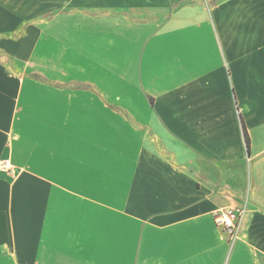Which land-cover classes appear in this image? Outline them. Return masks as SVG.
<instances>
[{"label":"crops","instance_id":"1","mask_svg":"<svg viewBox=\"0 0 264 264\" xmlns=\"http://www.w3.org/2000/svg\"><path fill=\"white\" fill-rule=\"evenodd\" d=\"M0 158V264H264V0H0Z\"/></svg>","mask_w":264,"mask_h":264},{"label":"built area","instance_id":"2","mask_svg":"<svg viewBox=\"0 0 264 264\" xmlns=\"http://www.w3.org/2000/svg\"><path fill=\"white\" fill-rule=\"evenodd\" d=\"M12 163L9 158H0V170L11 171ZM244 208L221 207L213 211V222L215 226L225 231L229 240H234L237 236Z\"/></svg>","mask_w":264,"mask_h":264},{"label":"trees","instance_id":"3","mask_svg":"<svg viewBox=\"0 0 264 264\" xmlns=\"http://www.w3.org/2000/svg\"><path fill=\"white\" fill-rule=\"evenodd\" d=\"M244 136H245V140H246V143H247V146H248V150H249V137H248V134H247V131L244 127Z\"/></svg>","mask_w":264,"mask_h":264}]
</instances>
